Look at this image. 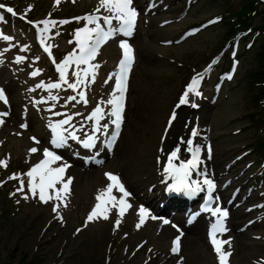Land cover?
Wrapping results in <instances>:
<instances>
[{"label": "rangeland", "instance_id": "rangeland-1", "mask_svg": "<svg viewBox=\"0 0 264 264\" xmlns=\"http://www.w3.org/2000/svg\"><path fill=\"white\" fill-rule=\"evenodd\" d=\"M46 1L40 0L37 13H41ZM169 1L172 2L171 10L164 12L162 17L174 16L183 8L184 0ZM222 1L226 0H201L190 10L187 18L164 28L157 25L160 17L148 27L145 35L140 33L135 40L139 49V66L133 77L127 125L115 156L107 163L108 167L115 169L125 168V179L135 189H140L149 182V179L142 180L144 173H154L158 138L166 114L176 98V92L179 91L180 82L192 72V67H201L218 51L227 27L222 23L179 45L165 47L161 46L159 41L176 37L181 29L209 16L222 14ZM239 1L231 0L229 7ZM261 17L262 15H259L255 23ZM263 42L264 36L260 37L255 48ZM171 57L183 66L177 67L169 62ZM256 65L251 52L245 50L237 80L228 87L229 93L222 94L216 105H206L203 110L204 120L213 126L212 136L215 139L218 162L231 159L243 145L254 148L250 159H256L260 153L255 143L264 138V131H260L263 124L251 123L250 113L262 111L249 99L251 91L247 78L251 68ZM161 115L162 120L156 131L155 127ZM235 128H241V132L233 134ZM12 143L21 146L25 144L16 139H13ZM79 171L81 170L77 172ZM84 172L86 171L80 173ZM100 172L101 169L97 174L98 179L97 176L91 178L85 173L79 177L75 189L79 203L87 201L94 187L102 181ZM48 217L47 209L35 204L24 203L17 212L5 194L0 192V264H22L24 258L31 261V264H140L142 260V256H139L127 261L121 249L115 250L114 247L111 248L112 260L106 259L110 234L105 225L92 227L73 237L71 231L78 223L70 222L69 227L50 229L44 234L42 228ZM251 232H264V224L256 226ZM237 244L238 264H253L243 258L245 253L247 256L257 253L264 255V243L252 240L247 234H240ZM185 254L187 264H213L200 241L187 244Z\"/></svg>", "mask_w": 264, "mask_h": 264}, {"label": "snow or ice", "instance_id": "snow-or-ice-1", "mask_svg": "<svg viewBox=\"0 0 264 264\" xmlns=\"http://www.w3.org/2000/svg\"><path fill=\"white\" fill-rule=\"evenodd\" d=\"M60 0H56V3L59 4ZM134 0H99V6L95 10L96 13L100 12V9L103 8L109 15H96V14H87L84 17H75L73 19L76 20H84L86 24L82 28H78L75 31V40L78 44L79 51L74 50L69 53L59 64H56L55 59L53 58V63L56 66L57 72L59 73V81L45 84L41 82L37 84V88H47L49 92L52 89H59L62 85H67L69 89L76 90L78 86L83 85L89 75H91V82L95 81L96 69L99 68L98 64H93L91 61L95 59L98 54V50L102 45L108 42L109 39L113 38L117 35H123L124 37H131L136 28V23L139 17V12L136 7L133 6ZM8 13H14V9L12 7H6L4 4H0V9H5ZM4 16L0 14V20H3ZM103 20V25L100 21ZM116 22L115 26L113 22ZM31 23V22H30ZM58 23H69L68 20L57 22L55 20L46 19L44 21H40L39 24H43L44 27L40 29L41 38L40 44H45L44 34L50 31L51 27H55ZM211 23V22H210ZM89 25H94L89 27ZM38 26V25H37ZM107 26V27H105ZM58 34V33H57ZM0 39L5 41H11L14 38L9 35H5L0 32ZM119 47L122 49L123 56L119 61L118 70L111 74V76H115V90L110 93V98L103 101L104 104L110 106V112L108 116L110 118V123L113 127L112 131L109 132V124L105 123L103 125L100 124V121L105 118V109L100 107L99 105L92 111V113L87 117L89 120L95 121L94 133H103L105 136L109 137L111 142H114L115 139L119 135V130L121 124L123 122V112H124V101H125V92H126V77L128 72L131 69V65L134 61V50L132 46L129 44L127 39H121L119 41ZM51 45L45 47V51L50 52ZM7 51V49H5ZM3 53L0 52V56ZM26 59L24 56H17L15 58L16 63H21ZM38 59V58H37ZM75 64L77 70L73 73L75 76V82L69 83L67 80V69ZM81 65H86L87 67L81 69ZM211 65L209 66V68ZM40 69H36L30 73L31 76L35 77L40 73ZM110 76V78H111ZM203 78V74H197L196 77L192 79V81L187 86L183 95L181 96L177 108L190 103L189 94L192 93L195 96L202 95L201 92L198 91L197 85L199 81ZM231 79V75L228 77ZM107 82V81H106ZM35 89H32L34 91ZM81 99L84 103H87V99L83 92L80 93ZM58 96L49 95L48 97L42 98L39 101H34L36 104H40L46 102L47 100L56 101L58 100ZM68 100H76L75 96H71L67 98ZM0 102L4 104L8 103V99L3 88H0ZM192 107H199V105L195 103H191ZM55 107V104L52 105ZM7 115V113L0 114ZM54 115H60V113H54ZM79 115V113H77ZM177 118L176 111L174 110L169 119V125ZM71 116H67L64 119H60L58 121H49L48 128L52 132V138L50 140V144L55 148L68 147V141L71 139L73 141H78L82 147L86 149H93L96 147L97 140L99 137L95 134L86 135V138L81 139L80 136L76 135V129L74 126H71ZM4 121L0 118V124H3ZM70 126V127H65ZM21 127H27V124H22ZM192 136H196L197 133L195 130L191 133ZM37 144L40 143L36 137H32ZM109 141L105 140L102 143L107 144ZM186 144L189 145L187 151L191 154V158L187 161H180L179 164L174 163V161L179 159L178 153L180 152V148L177 147L172 150L167 156V167L164 169L168 175L174 179L175 183L171 185V190L173 191H184V192H198L204 191L206 186V190L208 193V201L205 204L203 211L210 212L216 220L214 223L210 225L209 236L212 245L214 246V251L218 254V258L220 264H227V258L231 255L228 251L222 250V245L226 243H230V241H222L218 239V233L222 234L223 232L228 231L225 220L228 217L229 213L226 209H222L217 206L215 208L210 205L217 200L218 198L212 195L215 184L214 181L205 177L201 182L193 181L191 179L193 171H195L200 163L199 160V148L192 147L193 141L191 139L186 141ZM30 153H36L38 149L33 147L29 149ZM43 159H41L38 163L30 168V170L22 175H26L29 178V189L31 195L33 197L39 198L40 201L44 203H48L49 201H64L65 196L70 192V185L72 184L73 177H66L67 169L70 167L67 163H61L56 167L58 161H62L63 158L57 154L56 151L51 150L50 148H44L42 151ZM0 164H4L6 166V162L0 161ZM105 176L110 181V183L106 186L105 189H101V195L97 196L96 205L94 206L91 213L88 215V221H92L96 218L102 217L103 219H108V213L110 211V207H116L119 211V216H123L125 214L126 209L131 208L132 205L126 200L127 197L131 195L123 183L120 182L118 175L113 173H105ZM20 179V187L17 189L19 192L24 191V180L21 178V174H13L10 179ZM38 178V179H37ZM57 184L60 185L57 188ZM116 188L121 195L119 199L116 196L112 195L113 188ZM52 189L54 192L52 194L49 193V190ZM107 197V199H102L103 197ZM27 195H25V199H27ZM60 203H56L53 207V211L58 213V209L60 207ZM63 206H67L66 203ZM138 215L140 217L139 223L137 227L139 228L141 225L145 223L144 217L145 215H149V210L144 206L139 207ZM198 215V213L196 214ZM152 219H156L155 216L151 217ZM62 219V217H60ZM192 220H189L191 223ZM164 224H169L170 221L164 220ZM120 220L118 219L116 222V227H119ZM173 227L177 228L179 235H177L173 241L172 246L170 248L171 252L174 254H179L181 251V237L183 236V232L178 228V226L173 225ZM79 231V230H78ZM151 251V250H150ZM183 258L181 257V260ZM179 264V262H178Z\"/></svg>", "mask_w": 264, "mask_h": 264}, {"label": "bare ground", "instance_id": "bare-ground-1", "mask_svg": "<svg viewBox=\"0 0 264 264\" xmlns=\"http://www.w3.org/2000/svg\"><path fill=\"white\" fill-rule=\"evenodd\" d=\"M14 116H15V115H14ZM161 120H162V115L159 117L158 124H157V126L155 127V130H156V131H157L158 128H159V125H160V123H161ZM179 126H180V123H178V124L175 126V129H178ZM121 138H122V135H121V137H120V140H121ZM86 176H89V177H91V178H95V177L97 176V171L91 172V173H89L88 175L86 174ZM78 182H79L78 179L75 178V180H74V186L77 185ZM235 213H237V211H236ZM236 220H237V217H235V215H234V218H233V224H234V225H237ZM238 227H239V226H237L236 228H238ZM191 228H192V229H191V234H192V238H191V239L193 240L194 237H195L196 235L200 234V227H197V223H195L194 226L191 227ZM109 239H110V238H109ZM165 245L168 246V243L165 244Z\"/></svg>", "mask_w": 264, "mask_h": 264}, {"label": "trees", "instance_id": "trees-1", "mask_svg": "<svg viewBox=\"0 0 264 264\" xmlns=\"http://www.w3.org/2000/svg\"><path fill=\"white\" fill-rule=\"evenodd\" d=\"M252 1H253V7H252V9H253V8H254V1H255V0H250V2L248 3V5L245 6V7H250V6L252 5ZM245 10H246V9L242 8V11H241V12H244ZM239 14H240V13H239ZM259 54H260V55H259ZM259 54H258V60H260V62H264V52L259 53ZM249 78H250V79H253V76L250 75ZM254 80H255V79H254ZM259 92L262 93V94H264V85H263L262 87H259ZM259 97H263V96H256V100H257ZM22 264H31V261H28L26 258H24V259L22 260Z\"/></svg>", "mask_w": 264, "mask_h": 264}]
</instances>
